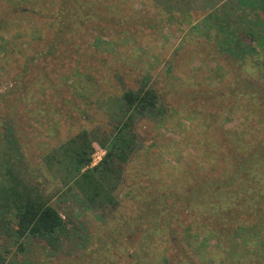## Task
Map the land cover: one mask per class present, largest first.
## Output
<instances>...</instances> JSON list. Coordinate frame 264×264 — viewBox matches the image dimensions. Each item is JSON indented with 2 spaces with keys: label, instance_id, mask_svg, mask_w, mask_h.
I'll use <instances>...</instances> for the list:
<instances>
[{
  "label": "rangeland",
  "instance_id": "rangeland-1",
  "mask_svg": "<svg viewBox=\"0 0 264 264\" xmlns=\"http://www.w3.org/2000/svg\"><path fill=\"white\" fill-rule=\"evenodd\" d=\"M110 1L122 11L123 18L126 16L122 26L115 21L110 23L115 28L112 34H81L78 42L85 55L77 65L75 61L67 64L70 68L61 70L53 57L40 58L38 67L26 77L29 86L22 80L23 94L17 97L20 102H0L3 143L16 157L22 156V161L24 157L26 165L32 164L37 172L29 170V178L43 183L46 192L52 193L56 185L40 166L39 156L82 129L103 124L107 117L98 107V98L108 109L113 101L109 97L137 88L142 76L150 74L169 115L162 123L143 121L136 126L139 152L127 167L116 212L103 218L78 194L61 193L53 202L76 225L73 244L57 254L48 252L42 243L28 254L12 247L6 264H218L222 253L213 241L202 245L194 239L191 242L197 250L191 252L188 246L181 250L186 241L184 225L175 237L153 240L152 247L148 240V251L137 261L133 255L136 236L128 232L134 226L126 230L124 225H133L143 213L137 190L145 197L152 193V188H147L156 180L150 181V172L155 171L161 183L170 181L194 156L193 150L202 155L207 134L219 135L221 128L253 130L263 140L264 113L254 112L248 87L255 82V97L264 100L263 70L254 64L251 42L235 29L245 24L264 28V0ZM59 3L0 0V100L6 89L14 86V80L20 79L17 75L25 59L43 50L37 45L39 34L43 41L51 35L44 15L56 12ZM232 34L242 43L234 41ZM237 44L241 56L228 50ZM76 66L79 73L73 76ZM75 79L83 87L81 96H75L74 88L79 84ZM103 155L99 149L95 157L101 160ZM198 225L195 222V233ZM1 234L0 230V249L6 243ZM128 240L131 246L126 248ZM168 248L172 251L167 258L160 256Z\"/></svg>",
  "mask_w": 264,
  "mask_h": 264
},
{
  "label": "trees",
  "instance_id": "trees-1",
  "mask_svg": "<svg viewBox=\"0 0 264 264\" xmlns=\"http://www.w3.org/2000/svg\"><path fill=\"white\" fill-rule=\"evenodd\" d=\"M121 14L110 0H60L56 12L44 15L49 19L51 35L43 41L39 34L37 45L43 50L25 59L17 75L20 79L16 78L14 86L6 89L0 102H20L17 97L23 94L22 80L29 86L26 77L35 71L40 58H55L61 70L70 68L67 64L72 61L77 65L79 58L85 55L78 42L80 35L112 34L115 28L110 23L117 21L122 26L126 21V16L123 18ZM235 31L253 45L254 64L264 75V28L245 24ZM232 35L234 41L242 43L237 34ZM239 44L229 48V52L241 56L240 50L237 51ZM81 62L85 64L84 60ZM74 71L73 76L79 73V66ZM86 77L90 78L89 75ZM71 78L68 77L73 82ZM75 81L79 82L78 79ZM248 87L254 112L264 113V100L255 97V82ZM82 88L80 82L76 84L77 94L74 95L81 96ZM109 98L113 101L108 109L104 108L101 98L96 100L107 117L103 124L82 129L40 154V166L56 185L52 193L46 192L43 183H34L29 178V170L36 169L30 162L26 165L24 157L23 161L22 156L16 157L3 143L0 133V230L2 237H6L4 249H0V264H6L12 247L28 254L34 245L42 243L48 252L57 254L73 244L76 225L69 215L64 217L53 202L61 193L78 194L103 218L119 209V191L125 183L127 167L139 152L136 126L143 121L162 123L169 115V107L154 87L150 74L142 76L137 88H129ZM219 130H223L219 135L215 132L207 134V147L202 155L193 150L194 156L180 173L171 176L170 181L161 183L156 172H150V181L156 180L147 188H152L153 199L149 192L145 197V193L140 194L137 190L138 197L143 200L140 206L143 213L133 225H124L126 230L134 226L128 232L132 231L136 236L133 255L137 261L140 254L148 251L149 243L152 247L156 238L175 237L184 225L186 241L182 251L186 246L191 252L197 250L191 242L194 239L202 245L213 241L222 253L218 264H264V138L260 140L253 130ZM99 149L104 155L93 165ZM195 222L199 223L196 233ZM130 246L128 240L125 247ZM170 251L172 249L168 248L160 256L166 257ZM186 256L187 259L191 257L188 252Z\"/></svg>",
  "mask_w": 264,
  "mask_h": 264
},
{
  "label": "built area",
  "instance_id": "built-area-1",
  "mask_svg": "<svg viewBox=\"0 0 264 264\" xmlns=\"http://www.w3.org/2000/svg\"><path fill=\"white\" fill-rule=\"evenodd\" d=\"M98 159H99V160H98ZM98 161H100V158H97V157H95V156H94L93 165L97 164V163H98Z\"/></svg>",
  "mask_w": 264,
  "mask_h": 264
}]
</instances>
